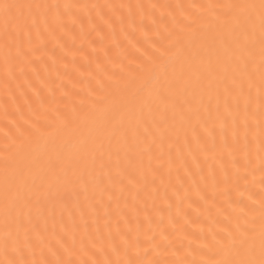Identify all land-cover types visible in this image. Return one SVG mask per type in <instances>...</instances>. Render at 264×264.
Segmentation results:
<instances>
[{
    "label": "snow or ice",
    "instance_id": "snow-or-ice-1",
    "mask_svg": "<svg viewBox=\"0 0 264 264\" xmlns=\"http://www.w3.org/2000/svg\"><path fill=\"white\" fill-rule=\"evenodd\" d=\"M77 24L101 45L107 30L117 57L44 79L38 52ZM0 55L5 83L32 92L17 84L26 110L0 127V264H264V0H0ZM193 192L223 218L207 235L171 215ZM154 224L174 259L147 258Z\"/></svg>",
    "mask_w": 264,
    "mask_h": 264
},
{
    "label": "bare ground",
    "instance_id": "bare-ground-1",
    "mask_svg": "<svg viewBox=\"0 0 264 264\" xmlns=\"http://www.w3.org/2000/svg\"><path fill=\"white\" fill-rule=\"evenodd\" d=\"M19 2H24V0H19ZM48 2L52 3H75V4H149V3H157V4H177V3H201L206 2V0H48ZM123 11L125 15H127V10H119ZM105 12L108 13V10L105 9ZM110 15V13H108ZM92 17H96V13L92 12ZM83 25L85 29V33L88 32V18L85 16L83 18ZM105 40L103 45L99 38L96 36L95 33L87 36L85 38L80 33V26L79 24L72 26V34L68 36L61 37L60 45L55 44L52 41L47 42L46 51L38 52L43 59V61L47 64L49 71H44V65L40 61H35V67L39 70V74L44 79H51L55 80L56 83L60 81L57 80V73L64 79L65 83L69 79L73 81H79L81 79H86L87 71L89 65H91V69L94 71L96 67V63L99 61L100 63H105V54L104 49H109V55L112 58H116L118 54V49L114 46V41L111 35L108 34L107 30H105ZM116 39L119 40L122 44H126V41L123 40V37L119 34V27L117 26L116 29ZM93 48H96V51L93 52ZM54 57L57 63L53 66L52 61L49 57ZM67 64V68L64 65ZM109 67H111L109 65ZM126 67H129L126 63ZM130 67H134L130 66ZM84 72L85 76L81 77L80 73ZM27 76L32 80L33 83H36V76L33 72L28 71ZM22 86L23 91L25 92L26 96L32 97V92L27 89V87L23 83V79L16 81V80H9L8 83H5V76H4V68H3V59L2 55H0V127H5L7 125V120L5 119L6 113L9 118L12 116L18 115L16 112L17 108H22L26 110L25 99L20 95V90L17 88V84ZM85 87L86 85H81ZM37 87L39 85L37 84ZM182 147V145H180ZM3 149V135L0 133V150ZM191 164L189 158V165ZM196 170L193 169V173ZM183 175V172H181ZM193 179L199 181V175L196 174L192 177ZM187 183H185V187L191 183L188 177L184 178ZM173 180L175 177L173 176ZM181 193H183V189H181ZM193 204L191 207L188 206V202L185 201L182 206V212L179 216L176 214V207H175V198H172L173 208L171 209V215L173 219L176 221V230L179 231L181 229L184 232L192 234L198 233L199 227L201 225L205 228V233L207 235V229L211 227L213 230L217 227V221L223 222L222 217H217L216 209L211 208V216H209V212L204 210V204L197 199L194 192L192 195ZM221 200H217V204H222ZM199 208V211L197 209ZM186 214V215H185ZM158 221V218H157ZM153 228L156 230V243L161 245L160 251L161 255L157 256L155 251H151L152 245L148 244L143 237H141V243L147 244L150 249V254L148 255V259H160V260H172V257L168 252L164 251V247H166L159 237V228H156V225H153ZM163 228L171 234L173 232V228L169 225L168 221V212H164V220H163ZM151 234V233H150ZM210 241V236H209ZM187 244V241H185ZM195 248V245H193ZM145 255L143 248L140 250V257L143 258ZM191 258V257H189Z\"/></svg>",
    "mask_w": 264,
    "mask_h": 264
}]
</instances>
